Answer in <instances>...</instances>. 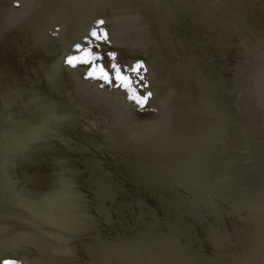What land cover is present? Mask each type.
Wrapping results in <instances>:
<instances>
[{
	"label": "water",
	"instance_id": "water-1",
	"mask_svg": "<svg viewBox=\"0 0 264 264\" xmlns=\"http://www.w3.org/2000/svg\"><path fill=\"white\" fill-rule=\"evenodd\" d=\"M4 260L264 264V0H0Z\"/></svg>",
	"mask_w": 264,
	"mask_h": 264
},
{
	"label": "snow or ice",
	"instance_id": "snow-or-ice-1",
	"mask_svg": "<svg viewBox=\"0 0 264 264\" xmlns=\"http://www.w3.org/2000/svg\"><path fill=\"white\" fill-rule=\"evenodd\" d=\"M103 23H104L103 20L99 21V24L102 25ZM103 35L106 38L107 33H104ZM91 36L95 37L96 40H98V41L101 39V35L95 29L91 30ZM76 50L80 51V45L79 44L76 45ZM89 55H92V54L88 50H85L84 56H89ZM81 60H83L82 56H76V55L68 54L67 58H66V63L69 65L75 66V64L77 62H80ZM142 67H143V65H137L136 68L134 69V71L137 72L138 76H139V69ZM113 68L116 70V79L122 84L123 87L129 88V90L133 92L132 98L136 99L138 103L143 104L145 102L144 99L135 95V90L130 88L131 82L128 80V78L124 77L120 74V70H119V68L116 67V65H113ZM101 72L103 73V78L105 80H107L108 82H111L110 78L108 77V74L106 72H103V69H101ZM89 75H92V73L90 72ZM139 78L142 79L143 77H139ZM3 264H14V262L11 260H4Z\"/></svg>",
	"mask_w": 264,
	"mask_h": 264
}]
</instances>
